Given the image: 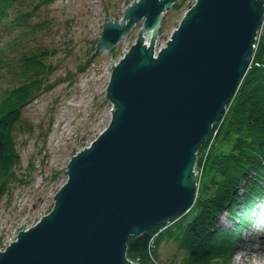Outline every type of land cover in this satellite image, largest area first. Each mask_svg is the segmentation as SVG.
Instances as JSON below:
<instances>
[{
    "label": "water",
    "instance_id": "obj_1",
    "mask_svg": "<svg viewBox=\"0 0 264 264\" xmlns=\"http://www.w3.org/2000/svg\"><path fill=\"white\" fill-rule=\"evenodd\" d=\"M179 1L134 0L104 23L97 53L143 22L112 67L110 123L71 158L52 211L0 251V264H132L130 237L194 204L197 152L251 67L264 0H195L154 58L160 22Z\"/></svg>",
    "mask_w": 264,
    "mask_h": 264
},
{
    "label": "rangeland",
    "instance_id": "obj_2",
    "mask_svg": "<svg viewBox=\"0 0 264 264\" xmlns=\"http://www.w3.org/2000/svg\"><path fill=\"white\" fill-rule=\"evenodd\" d=\"M40 1L26 0L21 13H30L25 20L27 28L45 22L49 29L40 30L34 35L28 31L26 41L17 52L42 47L54 50L56 54L47 58V62L56 68L51 79L65 81L26 106L22 112V120L27 128L14 132L15 150L20 158L15 173L20 182L26 183H15L0 201V251L13 244L19 232L31 229L52 211L54 197L67 180L65 171L71 158L89 148L108 127L112 106L106 98V91L112 67L135 44L143 24L140 22L134 27L112 51L96 52L97 56L90 67L77 75V68L86 60L92 44L99 42L104 23H110L111 20L120 22L124 10L134 0H57L52 5L40 7L33 12ZM178 3L181 4V9L175 11L170 8L163 17L164 27L160 30V25L154 44L156 51L164 49L195 0H180ZM14 19L10 11L3 19V24L0 25L1 44L9 42L16 35L14 30L11 31L13 27H8ZM263 25L264 21L256 37L254 52L257 50ZM9 81L7 79L6 83ZM222 123L213 127L212 136L196 156L193 172L197 179V189L194 203L199 196L201 184L206 182L210 155L214 151L230 148L214 141L219 136ZM258 208L256 218L264 215L261 202ZM215 227L230 228L224 213L216 216ZM239 233L240 242L225 264H256L257 261H262L264 229ZM155 254L158 259L154 260L149 256L148 264H179L184 258V250L180 248L179 241L172 238L163 240Z\"/></svg>",
    "mask_w": 264,
    "mask_h": 264
},
{
    "label": "trees",
    "instance_id": "obj_3",
    "mask_svg": "<svg viewBox=\"0 0 264 264\" xmlns=\"http://www.w3.org/2000/svg\"><path fill=\"white\" fill-rule=\"evenodd\" d=\"M25 1L0 0V25L10 11L15 19L8 27L16 32L9 42L0 43V201L15 183H26L20 182L15 173L20 158L15 150L14 132L27 128L22 120L23 110L65 81L51 79L56 68L47 58L56 54L54 50L42 47L17 52L28 31L34 35L49 29L45 22L27 28L25 20L30 13H21ZM56 1L41 0L33 12ZM171 9L178 11L181 4ZM160 25L161 30L164 18ZM97 44H92L86 60L77 68V75L93 63ZM220 123L221 131L214 141L230 148L210 155L206 182L201 184L199 196L186 216L128 239L125 256L132 264H148L149 256L157 260L156 250L163 240L171 238L178 240L184 250L179 264H225L240 242L238 233L255 224L258 203L264 199V25L251 67ZM202 149L203 146L197 156ZM222 213L229 221L228 229L215 227V218Z\"/></svg>",
    "mask_w": 264,
    "mask_h": 264
},
{
    "label": "bare ground",
    "instance_id": "obj_4",
    "mask_svg": "<svg viewBox=\"0 0 264 264\" xmlns=\"http://www.w3.org/2000/svg\"><path fill=\"white\" fill-rule=\"evenodd\" d=\"M144 38H145V41L149 39V37H148V39H146V38H147L146 35H144ZM263 200H264V199H263ZM263 200H260V202H261V205L264 206V202H263ZM263 213H264V212H263ZM263 229H264V228H263ZM239 234H240V233H239ZM239 236H240V235H239ZM263 242H264V241H263ZM263 258H264V257H263ZM263 262H264V259H263L262 261H257L256 264H264Z\"/></svg>",
    "mask_w": 264,
    "mask_h": 264
},
{
    "label": "built area",
    "instance_id": "obj_5",
    "mask_svg": "<svg viewBox=\"0 0 264 264\" xmlns=\"http://www.w3.org/2000/svg\"><path fill=\"white\" fill-rule=\"evenodd\" d=\"M192 6H193V5H192ZM192 6H191V7H192ZM159 51H160V50H159ZM159 51L154 50V58H156V55L158 54ZM125 54H126V53H125ZM125 54H124V55H125Z\"/></svg>",
    "mask_w": 264,
    "mask_h": 264
}]
</instances>
